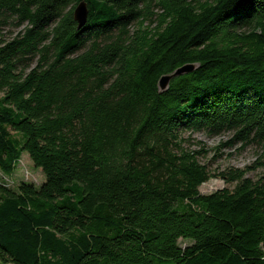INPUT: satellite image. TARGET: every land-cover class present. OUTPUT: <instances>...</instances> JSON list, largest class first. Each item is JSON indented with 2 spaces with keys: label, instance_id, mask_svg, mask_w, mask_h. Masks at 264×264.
Here are the masks:
<instances>
[{
  "label": "trees",
  "instance_id": "16d2710c",
  "mask_svg": "<svg viewBox=\"0 0 264 264\" xmlns=\"http://www.w3.org/2000/svg\"><path fill=\"white\" fill-rule=\"evenodd\" d=\"M79 1L0 0V172L44 175L0 181V264H264V172L183 135L264 143V0Z\"/></svg>",
  "mask_w": 264,
  "mask_h": 264
},
{
  "label": "rangeland",
  "instance_id": "374dc122",
  "mask_svg": "<svg viewBox=\"0 0 264 264\" xmlns=\"http://www.w3.org/2000/svg\"><path fill=\"white\" fill-rule=\"evenodd\" d=\"M148 23L150 22L146 20L144 25H148ZM153 25L154 23L151 24V26ZM22 27L23 25L16 26V23L9 19L8 22L0 25L1 37L4 40H9ZM135 28L136 24H133L131 29ZM183 135L185 137L189 136V141L186 142V145L191 148H198V144L200 143L197 142H201L204 145L205 154L202 153L199 156V160L208 166L211 174H216L228 168H244L252 165H255V167L246 172L247 176L257 179L264 172V165L258 166L256 163L257 161L264 162V143L262 142L253 141L246 145L235 143L231 146L223 145L219 149H216L219 143L230 138L231 132L212 136H208L204 132H184ZM0 179L11 186H15L16 183L21 180L40 184L44 181V175L40 168L34 166L28 154L23 153L12 174L2 177V173L0 172ZM233 186L234 182L227 183L219 177L211 176L198 187V190L202 194H207L222 187L232 189ZM178 241L182 246L189 243V241L184 239H179Z\"/></svg>",
  "mask_w": 264,
  "mask_h": 264
},
{
  "label": "water",
  "instance_id": "95a60500",
  "mask_svg": "<svg viewBox=\"0 0 264 264\" xmlns=\"http://www.w3.org/2000/svg\"><path fill=\"white\" fill-rule=\"evenodd\" d=\"M72 16L74 21L76 22L77 29L82 28L88 19V8L87 4L84 0H80L72 9ZM195 66L193 64H185L170 74L162 75L159 79L158 86L160 90H164L167 87V84L171 77L182 74L184 72H188L193 70Z\"/></svg>",
  "mask_w": 264,
  "mask_h": 264
},
{
  "label": "built area",
  "instance_id": "2783aa9c",
  "mask_svg": "<svg viewBox=\"0 0 264 264\" xmlns=\"http://www.w3.org/2000/svg\"><path fill=\"white\" fill-rule=\"evenodd\" d=\"M3 176H7V175H4V174L2 173V177H3ZM0 181L5 182L4 180H1V179H0ZM5 184L8 185V186H11V185H9L7 182H5ZM262 249H263V251H264V246H262Z\"/></svg>",
  "mask_w": 264,
  "mask_h": 264
}]
</instances>
